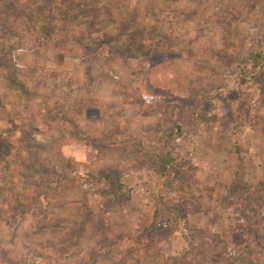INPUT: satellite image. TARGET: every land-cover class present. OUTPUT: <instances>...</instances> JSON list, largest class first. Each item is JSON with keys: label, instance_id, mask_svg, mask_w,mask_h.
Returning <instances> with one entry per match:
<instances>
[{"label": "rangeland", "instance_id": "1", "mask_svg": "<svg viewBox=\"0 0 264 264\" xmlns=\"http://www.w3.org/2000/svg\"><path fill=\"white\" fill-rule=\"evenodd\" d=\"M136 1L130 0L131 9ZM4 3L0 0V15ZM104 4L97 9L103 11ZM125 5L121 2L119 8ZM226 10L210 14L204 30H197L195 19L169 16L147 34L138 56L115 57L103 33L84 45L74 30L59 31L38 44L25 39L18 65L33 70L30 89L45 78L48 85L40 93L47 88L49 96L25 107L20 95L16 107L26 121L36 115V126L51 134H32L26 143L49 148L50 163L61 176L51 186L77 181L75 191L42 197L43 207L26 208L24 214L0 203V264H21L23 259L26 264H161L169 258H174L171 264H181L173 260L190 252L182 235L164 227L149 230L155 206L169 209L174 204L205 238L225 242L235 257L243 254L254 227L245 211L264 217V204L254 200L264 180V82L258 70L243 68L238 59L242 51L264 43V0H234L224 16ZM177 35L183 43L171 45ZM50 109H55L50 112L55 123L42 120ZM67 113L73 124L62 121ZM170 122L185 131L177 151L189 152L198 164L180 176L181 186L164 184L134 150L141 140L156 141ZM16 123L1 127L7 134L17 129L23 139L22 132L32 125ZM66 131L73 137L53 153L50 146L65 139ZM111 134L115 138L108 150L92 147L96 138ZM237 147L245 157V173L237 183L244 195L236 204L231 197L240 167ZM26 148L23 141L4 148L1 168L6 170L8 159ZM16 160L20 191L5 193L12 206L24 204V192L32 187ZM107 167L120 170L126 196L116 200L95 194L86 178ZM186 256L191 262L192 256Z\"/></svg>", "mask_w": 264, "mask_h": 264}, {"label": "trees", "instance_id": "2", "mask_svg": "<svg viewBox=\"0 0 264 264\" xmlns=\"http://www.w3.org/2000/svg\"><path fill=\"white\" fill-rule=\"evenodd\" d=\"M4 2L0 15V89H2V93H0V203L2 207L8 205L15 212L24 214L28 212L25 210L26 208L31 209L35 205L43 207L42 197L47 198L51 193L62 190L65 192L75 191L77 181L74 178L72 182H66L63 186H51V182L58 181L61 176L50 163L49 148L43 146L35 149L26 143L32 134H49L51 136L49 131L36 126L38 122L36 115L27 119L32 126L30 131L22 132L23 139L17 137V129L15 132L10 131L7 134V129L1 127L2 124L17 126L16 122H28L24 117L22 118L21 112L16 107V100L20 95L24 98L25 107L30 106L34 98L46 99L49 96L47 88L46 92L40 93L41 87L48 85L46 79H40L34 89H30V84L34 79L33 70L29 72L18 65L17 59L22 50L20 48H24L25 39L34 38V42L38 44L41 41L50 40L51 36L59 31L74 30L77 35L75 38L84 45L92 35L103 33L104 44L112 47L115 57L126 54L138 56L145 47L147 34L155 33L158 24L165 23L169 16L184 15L188 19H195L197 30H204L210 14H219L223 9L230 10L234 0H137L132 9L129 4L130 0H113L111 3H108L109 0H4ZM121 2L126 4L124 9L119 8ZM100 3L107 4H104L106 7L104 6L103 11L97 9V5ZM227 10L224 12V16L228 14ZM115 13L119 14L118 20L115 18ZM148 21L152 22V25H149ZM218 22H222V20ZM182 38L177 35L170 44L179 45L183 43ZM258 48L242 51L238 63L242 64L243 68L250 67L252 70H258L257 72L264 82V43L260 44ZM53 111L55 109H50L49 113L42 115V120L47 123L57 122L50 115V112ZM205 118V113L199 117L202 122ZM62 121L67 124L74 123L70 113L65 114ZM184 132L180 125L170 122V124L161 127L156 141L144 139L134 145V150L139 158L148 160L150 170L164 180V184L181 186L180 176L188 175L192 166L195 167V170L198 168V164L192 159L189 152L177 151V142ZM5 133L7 137L3 136ZM12 136L15 138L14 141H12ZM65 136V139L53 141L50 146L53 153L56 151L54 147L68 142L73 134L66 131ZM114 138L113 134L101 139L96 138L95 142H91V145L102 153L108 150V143L114 142ZM21 141L25 142L27 148L20 149L18 154L11 156L8 159L7 169L3 170L1 168L4 156L2 150L9 145L16 146ZM236 150L240 167L233 183L231 198L232 202L237 204L241 202L244 195L237 183L243 180L245 157L242 155L240 147H237ZM16 159L20 161L21 171L26 172L25 174L31 179L28 185L32 187L24 192V204L18 202L16 206H12L10 197L5 193H13L14 190L20 191V184L15 185V179L21 177V173L19 174L18 170L14 169L17 163ZM86 180L93 184L94 192L98 196L113 195L117 200L127 195V187L120 183V170L117 167L103 168L101 172L91 171ZM28 185L25 184V186ZM254 200L258 204H264V180L259 182ZM162 201L161 198L160 204ZM245 215H249L254 227L243 254L236 257L228 252L225 242L218 240L213 242L211 239L205 238L202 232L192 226L177 204L172 205L169 209L162 205H156L149 230L164 227L171 234L182 235L190 252H185L173 260L181 264H264V217L254 212L251 213L249 210L245 211ZM80 220H84V215L79 217L78 224ZM186 255L192 256L191 262L188 261ZM211 256L213 259L210 258ZM172 259L174 258L164 260L161 264H171ZM25 261L23 259L21 264H26Z\"/></svg>", "mask_w": 264, "mask_h": 264}]
</instances>
